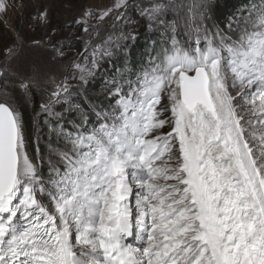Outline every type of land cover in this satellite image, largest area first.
Instances as JSON below:
<instances>
[{
	"label": "snow or ice",
	"instance_id": "snow-or-ice-1",
	"mask_svg": "<svg viewBox=\"0 0 264 264\" xmlns=\"http://www.w3.org/2000/svg\"><path fill=\"white\" fill-rule=\"evenodd\" d=\"M27 6L0 0L42 31L0 43V264H264V0Z\"/></svg>",
	"mask_w": 264,
	"mask_h": 264
},
{
	"label": "rangeland",
	"instance_id": "rangeland-1",
	"mask_svg": "<svg viewBox=\"0 0 264 264\" xmlns=\"http://www.w3.org/2000/svg\"><path fill=\"white\" fill-rule=\"evenodd\" d=\"M9 3L12 0H8ZM17 3H23L25 5L23 9L24 17L28 16L29 12L34 11L33 8L27 6V0H16ZM34 4L37 6L41 4H47L49 6V11L52 14V23L57 26H61L64 24H71L75 13L84 10L85 8H92L96 11H101L104 7L110 6L112 4V0H78V6L73 10V12H65L61 7V0H33ZM146 2V0H145ZM248 3V5L253 4ZM29 25L34 26V22L31 19H22L21 10L20 9H12L10 8L6 15L0 13V43H4L6 41L3 40L4 36L14 37L17 33L20 32L21 27H23L25 32H28L29 35H35L39 37L42 34V31L37 28L35 32H32ZM12 29V31H9ZM140 32L143 33L145 31L144 27H140ZM69 33L76 32L75 26L68 29ZM79 34V33H78ZM141 44H144V41L141 40ZM83 45H76L71 50L66 49L67 55L74 57L77 61L81 59L80 56L77 55V50L82 49ZM62 72H67V64L60 71L56 72L55 75L59 76ZM76 70L73 69V73L75 74ZM135 79V77H133ZM71 83L73 85L76 84L75 80H72ZM45 87H52L53 85L45 84ZM39 99V95L37 96ZM74 102H78V99L74 98ZM57 110H61L59 106H57Z\"/></svg>",
	"mask_w": 264,
	"mask_h": 264
},
{
	"label": "trees",
	"instance_id": "trees-1",
	"mask_svg": "<svg viewBox=\"0 0 264 264\" xmlns=\"http://www.w3.org/2000/svg\"><path fill=\"white\" fill-rule=\"evenodd\" d=\"M252 3V2H255V4H259L260 0H247V4L248 3ZM250 5V4H249Z\"/></svg>",
	"mask_w": 264,
	"mask_h": 264
}]
</instances>
